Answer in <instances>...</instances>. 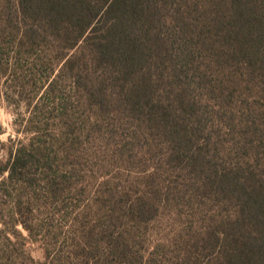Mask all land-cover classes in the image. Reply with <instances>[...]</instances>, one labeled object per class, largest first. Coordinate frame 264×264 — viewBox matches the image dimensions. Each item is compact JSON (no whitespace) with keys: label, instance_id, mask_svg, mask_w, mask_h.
<instances>
[{"label":"trees","instance_id":"obj_1","mask_svg":"<svg viewBox=\"0 0 264 264\" xmlns=\"http://www.w3.org/2000/svg\"><path fill=\"white\" fill-rule=\"evenodd\" d=\"M1 98L0 264H264V0H0Z\"/></svg>","mask_w":264,"mask_h":264},{"label":"rangeland","instance_id":"obj_2","mask_svg":"<svg viewBox=\"0 0 264 264\" xmlns=\"http://www.w3.org/2000/svg\"><path fill=\"white\" fill-rule=\"evenodd\" d=\"M20 113L21 115L18 116L4 98L0 99V138L3 141L7 142L10 139L17 140L18 138H27L26 135L20 134L17 131V128L18 124H20L23 118H26L28 116V111L25 109V107H22ZM166 223L168 224V222ZM160 226L161 224H155L153 226V229L157 230V228H159ZM168 226H170L171 228L172 225L169 224ZM29 249L36 258L42 257L43 252L38 243L30 244Z\"/></svg>","mask_w":264,"mask_h":264}]
</instances>
